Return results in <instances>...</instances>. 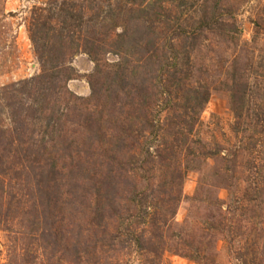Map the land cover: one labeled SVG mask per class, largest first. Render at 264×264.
Wrapping results in <instances>:
<instances>
[{"label": "rangeland", "instance_id": "374dc122", "mask_svg": "<svg viewBox=\"0 0 264 264\" xmlns=\"http://www.w3.org/2000/svg\"><path fill=\"white\" fill-rule=\"evenodd\" d=\"M0 264H264V0H0Z\"/></svg>", "mask_w": 264, "mask_h": 264}]
</instances>
